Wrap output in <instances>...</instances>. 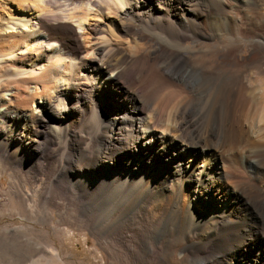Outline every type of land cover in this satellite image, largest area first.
<instances>
[{
    "label": "bare ground",
    "instance_id": "6f19581e",
    "mask_svg": "<svg viewBox=\"0 0 264 264\" xmlns=\"http://www.w3.org/2000/svg\"><path fill=\"white\" fill-rule=\"evenodd\" d=\"M227 7L226 0H0V137L9 132L17 142L7 159L33 153V171L42 156L56 162L51 181H68L76 200L69 214L87 219L111 264H264L261 252L238 258L252 240L264 246V43L249 39L261 62L240 55L239 7ZM227 12L238 33L231 42L206 23ZM198 72L214 84L210 109L189 100L158 114L161 86L196 92ZM81 103L91 118L76 127L70 117ZM49 139L57 147L45 152ZM24 192L10 200L28 213ZM112 196L134 200L112 204Z\"/></svg>",
    "mask_w": 264,
    "mask_h": 264
},
{
    "label": "rangeland",
    "instance_id": "374dc122",
    "mask_svg": "<svg viewBox=\"0 0 264 264\" xmlns=\"http://www.w3.org/2000/svg\"><path fill=\"white\" fill-rule=\"evenodd\" d=\"M1 1L3 2V0ZM226 3L228 5L227 11H231L232 6L238 4L239 9H233V11H238V16H241V25L235 28V31H238L239 34L234 31V26L236 27V25L230 20L228 21L229 15H231L230 12H227L228 14L226 16L224 15L219 21L221 22L223 20V23H219L214 20L213 17L210 18L211 20H207L206 23L208 22L207 24L212 31L220 35L223 34L224 39H227L226 41L228 42H231V40L236 37L235 33H237L238 38L241 37L239 41L242 45V49H244L242 50L243 52L240 51L239 54H243V57H250L251 62H261L256 54L251 55L250 43L251 41L255 44L258 42L259 44H256V46H262L264 43V6L261 5L260 0H226ZM9 5L12 6L11 3H9ZM66 8L69 9V7H65L64 9ZM246 18L251 19V21L248 22ZM64 19L72 23L77 31L81 32L78 28L76 19ZM213 22L216 23L213 24ZM218 23L220 25H218ZM246 23H250L249 26L246 25ZM151 44V42H148V45ZM199 73L200 72L197 73L196 78H194L193 82L190 84L199 89L196 92L191 93L187 88L177 83H166V85L164 84L161 86L153 103V107L156 108L155 110L157 113L159 112L162 117H166L170 112H173L175 107L181 104V102L184 103L189 100L196 109H210L212 103L210 95L214 88V84L209 82V80L207 83L201 74L198 75ZM241 98H244V95L240 94L239 101H241ZM236 105L235 108H233V115L238 113V106ZM82 106L84 108H82ZM90 107L88 104L81 103V107H79L81 108V111L79 110L80 114L77 113L70 117L72 121H77L78 125L76 127H83L84 123L91 118L92 107ZM82 110L84 117L82 115ZM51 134L52 133H50V135ZM58 140H61V137H59ZM9 141V132L3 133L0 137V236L4 237L5 234H9L10 237L8 240L6 238L7 241L0 240V244H2L0 245V264H37L42 261L46 263L49 262L50 264H52L53 261H59V263L62 264H111L108 252L98 243L87 219L84 216L78 217L69 214L76 200L68 191V181L58 182L56 185L51 181V177H49V170L53 168L51 162H56L52 161V158L49 159V157H45V160L42 156L43 161L41 160V162L44 164L42 163V166H36L33 171L27 167L33 162L32 159L35 158V154L33 153H31L24 162L18 161L16 156H11V158L7 159V149L10 151L9 153L17 149V142L10 143ZM56 147L57 143L53 139H49L47 143L48 149L46 148L47 150L45 152H50ZM63 148L64 147H62L61 152ZM66 150L69 152V148ZM63 163L65 164L68 162L63 161ZM20 174H22V177ZM52 183L54 184L52 185ZM50 188L52 189L50 190ZM21 189L25 190L22 195L25 196L26 204L29 209L28 213L26 212L27 214L22 212L23 210H21L19 204H13L10 200L12 196H18L17 194H19ZM51 191L52 193L55 191L53 193L54 196H52ZM48 193H50V196H47ZM187 193L190 196L192 195L190 190H188ZM133 198L134 197H131V199H123L119 196H112L110 198V203L113 204L123 200L132 202L134 200ZM79 199L82 201L86 200L84 197H80ZM100 201L101 199L95 200V205L93 204L92 206L96 207L97 203ZM42 204H45V206ZM19 207L20 210L17 209ZM42 210L48 211L47 213L50 214L48 220H45L46 218ZM96 211L97 207L92 209L93 215ZM66 212L70 220L67 214L65 217L63 216ZM112 213L113 211H110L104 218L105 222L110 221ZM23 214H25V216H23ZM43 217L45 221L42 220ZM13 233L15 237L12 236ZM134 243L136 246L137 243ZM136 247H138V245ZM255 252L264 253V246L252 240V242L242 247V252L238 254V258L245 261ZM232 261L236 263L235 258H233Z\"/></svg>",
    "mask_w": 264,
    "mask_h": 264
}]
</instances>
